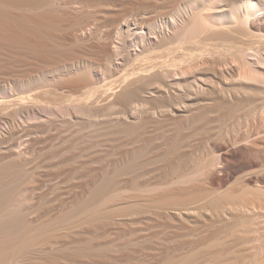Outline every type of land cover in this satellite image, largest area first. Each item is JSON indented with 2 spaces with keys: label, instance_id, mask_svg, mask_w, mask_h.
Returning <instances> with one entry per match:
<instances>
[{
  "label": "bare ground",
  "instance_id": "6f19581e",
  "mask_svg": "<svg viewBox=\"0 0 264 264\" xmlns=\"http://www.w3.org/2000/svg\"><path fill=\"white\" fill-rule=\"evenodd\" d=\"M0 264H264V0H0Z\"/></svg>",
  "mask_w": 264,
  "mask_h": 264
}]
</instances>
